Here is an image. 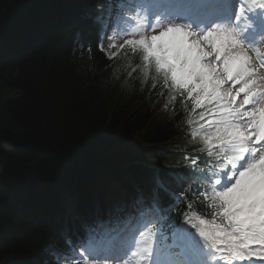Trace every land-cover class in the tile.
I'll use <instances>...</instances> for the list:
<instances>
[{
	"label": "trees",
	"instance_id": "1",
	"mask_svg": "<svg viewBox=\"0 0 264 264\" xmlns=\"http://www.w3.org/2000/svg\"><path fill=\"white\" fill-rule=\"evenodd\" d=\"M103 2L0 0V264H58L45 247L88 235L77 217L107 220L99 187L109 170L126 174L118 193L139 189L164 216L145 252L179 257L173 241L190 214L230 227L207 180L224 152L193 132L208 130L210 83L183 59L175 67L198 82L190 97L134 40L109 57L92 9ZM62 184L74 199L68 207Z\"/></svg>",
	"mask_w": 264,
	"mask_h": 264
},
{
	"label": "snow or ice",
	"instance_id": "2",
	"mask_svg": "<svg viewBox=\"0 0 264 264\" xmlns=\"http://www.w3.org/2000/svg\"><path fill=\"white\" fill-rule=\"evenodd\" d=\"M249 2L254 8L264 10V0H249ZM173 35L171 31L164 29L155 34V39L167 44L172 40ZM235 55L238 57V63L233 77L241 69L247 70L248 73L256 72L255 68L249 67L252 62L250 52L245 50ZM156 63L158 71L166 79L170 78L178 89H188L190 97L194 95V91H199L198 82L191 81L186 69L179 66L165 68L159 58ZM245 90L250 88L247 86L242 91ZM223 91L221 88L222 93ZM246 98L247 102H245ZM246 98L240 103L246 105L251 102V95ZM238 102L239 92L230 93L228 106L214 110L208 130L200 132L201 138L210 149L220 148L223 152L224 146L227 145L234 152L247 151L251 148L253 154L246 166L234 165L231 171L224 169L222 178L213 185L212 199L218 204L230 225L227 229L223 225L215 226L224 238L219 239L209 232L204 234L213 240L214 247L217 244H224V250L233 260L264 261V212L256 213L251 210L253 202L258 208L264 205V107L245 112L242 107H236ZM196 103L202 106L199 100ZM253 145H261V147L257 148ZM257 152L259 156H256ZM209 154L211 155L212 152L210 151Z\"/></svg>",
	"mask_w": 264,
	"mask_h": 264
},
{
	"label": "rangeland",
	"instance_id": "3",
	"mask_svg": "<svg viewBox=\"0 0 264 264\" xmlns=\"http://www.w3.org/2000/svg\"><path fill=\"white\" fill-rule=\"evenodd\" d=\"M11 1H14V0H11ZM163 1L164 0H160V2L158 4L163 3ZM116 2L120 8H121V6L125 7L126 5H128L129 8L135 7L132 9L134 10V12L137 16L138 21L133 26V28H131L129 33L125 32L126 36L123 32H120L119 29L116 28L115 31L112 33V36L110 37L109 42H105L104 40L102 41V47L104 48V50L106 51V53L108 54L109 57H111V58L113 57V54L111 53V51L114 48H116L115 50H118L125 39L128 40L129 38L130 39L134 38L137 41V43L139 45H141V47H143L146 50L147 53L152 54L156 58H159L161 61H163V66L165 68H167L168 67L167 63H170L168 58L171 57V52L177 46L182 45L183 55H182V59L179 61V64L182 63L183 59H186L187 62H190L189 67L193 68L194 72H197L196 71L197 66H200L202 68V71L204 74V76H201L202 79H205V77L207 75L211 74L212 79L218 78V79H223L225 81L221 85V88L223 90L229 89L228 85L226 84V75L217 71L216 60L213 57V55L210 53L211 49L216 44H219L220 36H222L224 34L223 27H215V26L210 27L206 30L208 33H205V34L199 36L195 32L192 33V31H194V30H192L190 27L188 28L187 26L183 25L184 23H188L184 20L177 19V18H174L172 20V18H168L167 16H166V19L161 20V18H162L161 8L158 7L155 10V7L158 5V4L156 5L158 0H142V2L139 3V4H141L140 6L137 5L138 0H116ZM116 2H115V0L109 1V3H111L110 9H112L113 5H116ZM8 3H10V0H6V5ZM153 18H155L154 21L158 22L155 24L157 25V27H159L160 32L164 29H168L169 31H171L174 34L173 37H175L176 39H183L186 36L185 40L183 42H178L179 45L173 41L168 42L167 44L158 42L155 39V35L153 34L154 32L150 33V31L151 30L153 31L154 29H152V27H150V28L146 27L148 25L147 23L150 22L151 19H153ZM173 25H176L179 27H170ZM149 29H150V31H149ZM217 30H218V32H217ZM179 32H181L184 37L181 36L180 34H177ZM227 46H229V47H227ZM226 47H227V49H230L231 44L227 43ZM113 53H114V51H113ZM191 59H192V61H191ZM194 61H195V64H194ZM213 69L215 70L214 72H213ZM243 74L248 75V72L245 73V71H243ZM207 82H211V80H207ZM80 86H81L82 90L86 89V86L83 82L80 83ZM8 93L13 97H19L20 96V91L15 90V89H12V90L9 89ZM231 93L234 94L235 91L232 89ZM216 100L220 103V101L218 99H216ZM227 106H228L227 104H223L222 108L227 107ZM236 107H242V105L240 106L239 103H237ZM164 110L165 111L168 110L167 106H164ZM243 122L244 121H242V123ZM188 132H190V131H188V129H187V133ZM193 132L196 133V135H200L198 133V131H193ZM253 147H255V145H253ZM224 148H225V150H224V152H225L224 161H225V166H226L225 168L228 169L229 171L232 170V166L238 165L237 161L242 156H244V158L246 156H248L247 154H244L243 151L234 152L231 148H228L227 145H225ZM249 149H251V148H249ZM251 153H252V151H251ZM250 158H248V160ZM116 169H118V168H116ZM108 173H110V172H108ZM108 173H104L101 175V176H103V185L99 187V191H102L103 193H105L107 198L109 196H112L114 193L117 194L119 192L120 187H121V179L120 178L124 179V177H125V179H126V174L122 170L119 171V175L122 174L121 177H119L117 175H110L109 176ZM219 179H221L220 175H214L211 179L212 185H214L216 183V181ZM123 182H125V181H123ZM58 193H59L61 199L63 200L64 204L66 205V207L73 204L74 199L72 197H70L69 192H68V187L65 184L58 186ZM113 200L116 201L117 197L113 198ZM256 208L258 209L256 212H258V211H260V213L264 212V205H262L261 207L258 208V207H256L255 202H253V204L251 206V210L256 209ZM106 226L107 227L105 228V231L101 230L102 231L101 247L108 246L109 244H105L106 239H107L108 235L110 237L112 236V234H109L110 228L112 227V225L110 224V220H108V224ZM189 226L195 227V228L194 229H190V228L186 229L184 235L186 233H187V235L185 236L184 242L186 241V245L187 246L189 245V248L192 249V253L194 256V262L196 264H205L204 259L206 258L208 260L207 264H220L221 260L218 257L219 252H217V250L215 251L211 246V244H213V240L210 239L208 235L204 234L205 232H209L211 235H213L219 239H223L224 237L221 235V233L219 231H217V229L215 227L218 225H216L212 222L204 221V220H193V221L189 222ZM234 234L239 235V233H234ZM93 240H95V239L93 238ZM133 240L129 241L130 245H131V248H130V254L131 255H135ZM217 245L220 246L221 244H217ZM222 245H224V244H222ZM88 248H89V250H91V247H88ZM85 250H87V247L82 248V251H85ZM89 250H88V252H89ZM96 253H97L96 249H93L92 252L90 251V254H86L87 260L92 261V264H94V263L99 264L96 262L98 260L95 259ZM102 253L104 254L105 251L99 252L98 255H101ZM72 254L74 255V257L71 260H69L67 263L76 262V261L80 260L79 255H76L75 253H72ZM143 254L145 255V253H143ZM200 261H201V263H200ZM236 261H238V260H235V262ZM247 261L246 260H239L238 263L248 264ZM256 263H258V262H256ZM256 263H254V264H256ZM116 264H126V263L117 262ZM127 264H139V263H137L135 258H134L130 261V263H127ZM162 264H169V263L166 262L165 260H163ZM258 264H260V263H258Z\"/></svg>",
	"mask_w": 264,
	"mask_h": 264
},
{
	"label": "bare ground",
	"instance_id": "4",
	"mask_svg": "<svg viewBox=\"0 0 264 264\" xmlns=\"http://www.w3.org/2000/svg\"><path fill=\"white\" fill-rule=\"evenodd\" d=\"M141 2H142V0H138V3H141ZM164 2H165V0H164ZM200 3L202 4L203 2H200ZM200 10L201 9L196 10V12H199ZM200 13H202V12H200ZM200 13H198V14H200ZM202 14L205 15L206 18H210L209 17L210 15H207V13L205 11H203ZM162 19H166V16L162 15L161 20ZM215 20H216V23H218L219 25L225 26L223 28L224 34L223 35L221 34L222 36H220L219 44H216L210 51V53L213 55V57L216 60L217 71L226 75V73L223 71L226 59L235 58L238 60V57L235 55L236 53H240V52H243L245 50L250 52L252 62L249 65V67L255 68L256 72L255 73H248V75H247V74H243V71H245V69H241V71L237 72L236 76H234L232 79L226 78V84L228 85L230 90L233 89L235 91V93L239 92V102L238 103L240 106L242 105L243 111H245V112L255 111L260 107H264V102H262V101H264V43L258 44V46L256 47L257 48L256 52H253V50H254L253 48H250V46L248 44L243 43V41L239 37V34H238L237 30L235 29V27L233 28L230 26V24H228V23L226 24L225 22L220 21L219 19H215ZM155 23H158V22L150 21L149 24L147 25V26L152 27V29H154L153 31L152 30L150 31V29H149L150 33L154 32L153 33L154 35L156 33H160L159 27H157V25ZM217 32H218V30H217ZM192 33H193V31H192ZM227 43L231 44L230 49H227V47H229V46L226 47ZM256 53H258V54H256ZM169 62H170V64L172 63L171 60H169ZM253 81H255V82H253ZM245 85H247L250 88V90L240 91L241 89L246 88ZM250 95L252 96L250 103H248L246 105L240 103V102L244 101V99ZM252 131H255V129H252ZM253 139H254V137H253ZM255 147L259 148V147H261V145H255ZM256 156H259V152L256 153ZM115 197H116V195H114V198ZM134 215H140V214L136 212V213H134ZM224 249H225V246L221 244V246L219 247V250H218L219 255H223V257L225 259L223 262H226V264H236V262L228 254V252L225 251ZM50 250L57 253L60 256L59 258L62 262H67L69 260V258L71 257L70 254H65V253L55 251L54 248H50ZM97 253L99 254V252H97ZM102 255H103V253L99 256H102ZM96 260H98L96 262L99 264H106V263H102V261H100V260H102V258H97ZM256 262H258L260 264H264V261H261L258 259H252V260L247 261L248 264H254ZM200 263H201V261H200ZM258 263H256V264H258Z\"/></svg>",
	"mask_w": 264,
	"mask_h": 264
},
{
	"label": "clouds",
	"instance_id": "5",
	"mask_svg": "<svg viewBox=\"0 0 264 264\" xmlns=\"http://www.w3.org/2000/svg\"><path fill=\"white\" fill-rule=\"evenodd\" d=\"M237 63H238V60L235 58L226 59L223 71L226 73L227 79L233 78V73L236 70ZM214 71L215 70L213 69V72ZM245 73H247V70H245ZM205 79H206V81L211 80V84L209 85L208 83H206L205 88L207 89V88L211 87V91L214 93V98L218 99L221 103L227 104L229 102L231 90L226 89L223 91V93L221 92V85L225 81L223 79H218V78L212 79L211 74L207 75L205 77ZM245 87H247V85H245ZM242 90L243 89H241V91ZM245 102H247V98L245 99ZM262 102H264V101H262Z\"/></svg>",
	"mask_w": 264,
	"mask_h": 264
}]
</instances>
